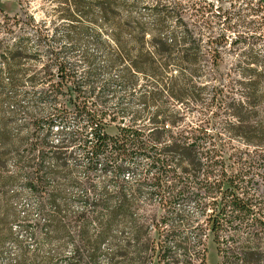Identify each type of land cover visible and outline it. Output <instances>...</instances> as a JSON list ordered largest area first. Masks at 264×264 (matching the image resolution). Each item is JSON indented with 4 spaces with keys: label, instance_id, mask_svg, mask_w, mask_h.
<instances>
[{
    "label": "trees",
    "instance_id": "16d2710c",
    "mask_svg": "<svg viewBox=\"0 0 264 264\" xmlns=\"http://www.w3.org/2000/svg\"><path fill=\"white\" fill-rule=\"evenodd\" d=\"M48 1L60 32L0 6V213L40 248L69 246L63 264L203 263L207 232L230 264H264V185L245 180L264 179V0L245 2L259 23L244 30L206 0ZM91 42L140 104L122 108L118 134ZM25 196L37 203L21 214ZM185 197L205 216L194 240L166 221Z\"/></svg>",
    "mask_w": 264,
    "mask_h": 264
},
{
    "label": "rangeland",
    "instance_id": "374dc122",
    "mask_svg": "<svg viewBox=\"0 0 264 264\" xmlns=\"http://www.w3.org/2000/svg\"><path fill=\"white\" fill-rule=\"evenodd\" d=\"M213 4L214 9L218 10L219 7H222L224 10L233 12L234 14V23L239 26L240 30H244L243 20L245 22H251L256 20L257 25L259 21L257 17H243L246 14L245 2L247 0H206ZM0 6L5 10L6 13L13 16L17 13H20L22 8H28L30 13L34 15L37 21L47 20L52 21L53 25H56L59 29V32L63 28L59 25L60 22L56 19L53 7L54 5L48 0H0ZM252 6H256V1H253ZM112 46H115L114 43H111ZM88 48L93 55L94 63L96 65L97 71L94 72V80L98 82V90L101 86V83L105 85L101 89L100 94L102 97L103 104L105 107L110 108V110H117L120 112V115L116 121H112L109 124L107 131L109 134H118V126H122V108L127 109H138L140 104L137 98V94L133 91L128 90L122 86V71L119 69L107 70L104 68L107 62V55L103 53L98 46L94 43H88ZM231 59L227 57L226 63L222 70H226L230 64ZM74 124H71L70 127H74ZM51 134H59L57 131L52 132ZM236 146L245 148L240 142L234 140ZM144 162L139 160L136 162L137 170L139 171ZM134 166V165H133ZM255 177L251 180V183L254 184V187H259L264 185L263 173L261 171L250 172L246 175L247 178ZM101 178V177H100ZM143 200L147 199V196L144 194L141 197ZM201 199L207 200V198L202 195ZM154 201V200H153ZM155 202V201H154ZM36 199L33 197H22L18 202V207L21 214L25 210L33 211L36 206ZM157 203V202H155ZM175 206L183 210V215L181 216H169L166 218L167 222H171L175 225L185 224V227L180 228L178 235L179 236H188L191 240H194L195 237V227L203 221L205 218L204 215L200 214L199 209L197 208V200L193 197H185L180 200H177ZM36 213L33 215L32 220H37ZM25 221L19 219L17 222L13 220L12 217H9L5 213H0V235L2 242H0V264H30V262H23L20 259V255L25 250L29 258L37 257L38 262H42L46 256L57 255V263L63 264L60 262L59 256H69L71 254V248L66 246L62 249H57L55 246H45L39 247L38 242L41 239L40 234H34L31 232L30 228H24ZM12 230V235H8V230ZM208 237L206 238V257L203 263L195 261L193 264H230V261L223 257L222 254L218 252L217 245L213 241L210 232H207ZM175 258L181 260L183 258V252L179 250L173 251ZM231 253H228L230 255ZM226 256V255H225ZM158 264V263H155ZM169 264H189V263H180L179 261H173Z\"/></svg>",
    "mask_w": 264,
    "mask_h": 264
}]
</instances>
